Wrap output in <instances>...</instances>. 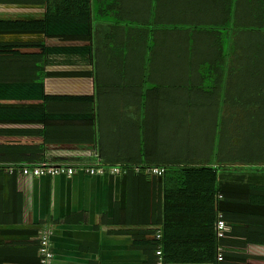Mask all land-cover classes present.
Listing matches in <instances>:
<instances>
[{"label": "crops", "instance_id": "0c3cea01", "mask_svg": "<svg viewBox=\"0 0 264 264\" xmlns=\"http://www.w3.org/2000/svg\"><path fill=\"white\" fill-rule=\"evenodd\" d=\"M92 4L94 46L101 45L97 53L93 46L92 51L76 48L73 54L86 59L68 67L58 66L64 60L53 54L48 57L50 70L68 75L60 77L55 91L95 96L89 112L81 102L64 103L61 107L72 109H60L63 112L55 120L61 123L53 129L52 141L44 144V154L54 159L50 164H69L78 171L71 176L39 177L0 173V264H40V236L45 229L52 232L54 264H151L153 250L145 241L165 228L173 236L192 231L176 246V256H183L178 254L180 247L186 255L199 252L205 257L213 244L214 197L177 195L173 181L126 173L123 166L144 162L169 171L180 167L175 156L191 147L175 142L180 139L175 130L206 123L201 120L204 109L212 117L220 111L218 85L229 62L223 61L221 47L207 27L212 20L209 12L217 8L222 13L232 2L92 0ZM67 30L77 31L74 25ZM228 67L231 72V62ZM180 85L197 95L175 102L166 91ZM10 127L28 135H0L1 157L29 154L30 145L44 141L43 136H31L32 129L43 127L40 124L22 121ZM194 134L188 135L193 139ZM3 144L23 147L10 150ZM193 157L191 163L197 166L199 159ZM97 164L117 165L122 171H87ZM235 225L241 227L239 222ZM226 238L232 246L243 242L240 236Z\"/></svg>", "mask_w": 264, "mask_h": 264}, {"label": "trees", "instance_id": "16d2710c", "mask_svg": "<svg viewBox=\"0 0 264 264\" xmlns=\"http://www.w3.org/2000/svg\"><path fill=\"white\" fill-rule=\"evenodd\" d=\"M231 2L232 6L222 13L217 8L209 12L212 20L207 32L214 38L215 45L221 47L223 61L232 64L231 72L229 63L223 69L224 81L218 85L222 90V107L212 126L210 123L208 132L198 138L183 137L184 147L185 142H193L194 147L175 156L180 167H171L169 171L168 167L159 165L166 168L163 175L146 172L148 167L158 166L155 164L143 162L132 167L123 166L126 173L132 171L145 178L154 176L173 181L177 195L214 197L216 224L207 255L202 257L199 252L186 255L179 247L178 254L183 256H176V246H180L187 232L192 231H181L173 236L165 228L161 239H157L155 233L154 239L145 241L153 250L151 264H157L159 247L166 264L173 261L264 264V0ZM92 18V0H0V125H9L0 128V135H28L25 130L10 126L30 121L43 126L32 129L31 136L44 137L42 144L30 145L29 154L0 156V173H6L7 167L54 161L44 154V144L52 141L53 129L61 123L55 120L58 112L72 109L61 107L64 103L81 102L87 112L92 110L94 95L55 91L60 77L68 75L50 70L48 58L59 51L73 53L76 48L92 51V46L97 53L101 45L94 46ZM71 25L75 26V33H67ZM68 41L75 45H69ZM224 44L225 49L222 48ZM82 75L89 73L82 72ZM169 89L167 96L175 102L186 100L185 95L188 100L193 98L191 94L194 93L187 90L190 89L187 86ZM22 101L27 102L23 104ZM184 108L186 104L181 109ZM3 146H11L10 150L23 147ZM190 155L199 159L194 163H199L197 166L191 163ZM112 167L117 165L104 168ZM178 169L180 171L175 172ZM173 171L175 174H170ZM235 174L248 178L234 181L237 179L231 177ZM221 214L228 226L226 237L240 236L243 242L232 246L228 238L218 237L216 226ZM235 222L241 223V227ZM210 241L208 239L207 243ZM236 248L240 249L235 251ZM220 249L224 256L222 261L218 260Z\"/></svg>", "mask_w": 264, "mask_h": 264}, {"label": "built area", "instance_id": "2783aa9c", "mask_svg": "<svg viewBox=\"0 0 264 264\" xmlns=\"http://www.w3.org/2000/svg\"><path fill=\"white\" fill-rule=\"evenodd\" d=\"M88 172L91 173H103L106 169L103 166L97 164L96 166L86 167ZM112 172L120 173L122 169L120 166L112 167ZM78 171L77 167L72 165H62V164H50V163H42L39 165H25L21 166L20 168L15 167H7L6 172L14 174L16 172L24 174L26 176H57V175H68L71 176ZM148 174H157L163 175L166 172L165 167L161 166H153L148 167L147 171ZM217 231L218 237L220 239L226 238L225 231L228 229L226 221L223 219V215L221 214L218 222H217ZM52 232L51 230L45 229L42 231L40 236V247H39V257H40V264H54V250L52 244ZM158 239L163 237V233L160 232L157 235ZM156 254L158 255L157 264H166L162 248L159 247ZM218 259L222 261L224 259L222 249L219 250Z\"/></svg>", "mask_w": 264, "mask_h": 264}, {"label": "rangeland", "instance_id": "374dc122", "mask_svg": "<svg viewBox=\"0 0 264 264\" xmlns=\"http://www.w3.org/2000/svg\"><path fill=\"white\" fill-rule=\"evenodd\" d=\"M67 52V51H66ZM63 51H59L56 52V54H53V57L56 59H60V60H64V64L62 65L61 63L58 64V66H66L68 67L69 64H79L80 60L82 59H86L85 56H83L81 53H77V54H73V53H66ZM67 64V65H66ZM214 110V109H213ZM211 119V121L214 119V117H212V114L210 112V110L205 111V109L203 110L202 114H201V120H207L206 123H201V125L199 124H192L193 128L192 129H188V130H175L174 135L179 136L180 139H174L175 142H182L183 141V136L184 135H188V134H192L195 133V138H198V136L196 135H202L205 134L206 132H208V126H210L209 120ZM149 120V119H148ZM145 121V120H144ZM143 121V122H144ZM145 124V123H143ZM147 126V125H146ZM212 126V124H211ZM147 130H148V126H147ZM143 131H146V128H143ZM149 131V130H148ZM186 131H190L191 133H186ZM142 133V136L144 137L145 133ZM164 134L167 135V132L164 131ZM196 143V142H195ZM198 143V142H197ZM185 146L186 147H194V143L192 142L191 144L189 142H185ZM185 150V149H184ZM234 179H238V180H245L248 177H246V175L240 174L239 176L235 177H231Z\"/></svg>", "mask_w": 264, "mask_h": 264}]
</instances>
